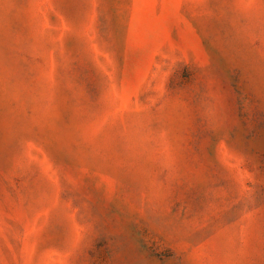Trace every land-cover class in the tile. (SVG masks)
<instances>
[{"label": "rangeland", "instance_id": "rangeland-1", "mask_svg": "<svg viewBox=\"0 0 264 264\" xmlns=\"http://www.w3.org/2000/svg\"><path fill=\"white\" fill-rule=\"evenodd\" d=\"M0 264H264V0H0Z\"/></svg>", "mask_w": 264, "mask_h": 264}]
</instances>
